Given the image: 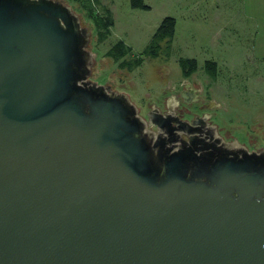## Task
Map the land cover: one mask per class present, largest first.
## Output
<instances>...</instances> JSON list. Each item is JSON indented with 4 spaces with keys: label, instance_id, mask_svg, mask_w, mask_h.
Here are the masks:
<instances>
[{
    "label": "water",
    "instance_id": "1",
    "mask_svg": "<svg viewBox=\"0 0 264 264\" xmlns=\"http://www.w3.org/2000/svg\"><path fill=\"white\" fill-rule=\"evenodd\" d=\"M90 40L66 1L0 0V264H264V149L145 120Z\"/></svg>",
    "mask_w": 264,
    "mask_h": 264
},
{
    "label": "rangeland",
    "instance_id": "2",
    "mask_svg": "<svg viewBox=\"0 0 264 264\" xmlns=\"http://www.w3.org/2000/svg\"><path fill=\"white\" fill-rule=\"evenodd\" d=\"M63 1L91 31L93 82L108 83L132 102L145 104L158 98L166 83L173 87L183 82L181 58L195 59L197 70L188 82L200 88L202 99L213 103L210 112L215 113L216 122L232 130L231 136L240 141L255 139V129L262 133L264 0H143L146 10L132 8L131 0H91L93 14L104 15L108 10L114 23L103 42L97 41V30L86 13L78 10L73 0ZM165 17L175 20V31L169 49L162 44L156 58L146 57L139 67L129 71L106 56L113 44L122 41L131 51L126 59L136 58ZM206 61L217 64L215 79L207 75Z\"/></svg>",
    "mask_w": 264,
    "mask_h": 264
},
{
    "label": "flooded vegetation",
    "instance_id": "3",
    "mask_svg": "<svg viewBox=\"0 0 264 264\" xmlns=\"http://www.w3.org/2000/svg\"><path fill=\"white\" fill-rule=\"evenodd\" d=\"M163 72V70H160L162 77H164ZM190 77H184L182 74L183 82L173 87H169V83H166L162 94L158 98H155L154 101H148L145 104L134 101L133 103L139 110L140 116L147 120L149 113L159 114L173 121L174 123L172 125H176L175 122L192 124L194 120L202 119L203 124L215 126L218 135L227 142L235 140L245 146L250 152H257L264 149V127L260 134L257 129H253L254 133H256L255 139L246 138V140L240 141L231 137L230 131L221 126L219 122H216L215 113L210 112L213 108V103L209 100L205 101V99H202L200 88L188 82ZM112 89L114 90L113 87ZM149 129L154 132L157 131V128L154 126H150ZM182 138L184 140L187 139L186 136H182ZM258 142L263 143V145H258Z\"/></svg>",
    "mask_w": 264,
    "mask_h": 264
},
{
    "label": "trees",
    "instance_id": "4",
    "mask_svg": "<svg viewBox=\"0 0 264 264\" xmlns=\"http://www.w3.org/2000/svg\"><path fill=\"white\" fill-rule=\"evenodd\" d=\"M78 7V10L86 13V17L92 21L94 28L97 30V41L103 42L109 35V29L113 26V20L110 16V11L106 10L104 15L93 14L91 8V0H73ZM98 2V0H95ZM132 8L148 9V6L144 4L143 0H131ZM175 20L171 17H165L159 27L153 34L150 43L144 50V52L133 59H126L130 54V48L126 46L122 41H117L111 46L106 53V56L119 62L121 69H132L139 67L143 59L146 57L156 58L162 50V44H166L165 49H169V44L174 35ZM181 71L184 77H189L197 70V61L195 59L181 58L179 60ZM205 71L211 79H215L217 76V64L213 61L205 62Z\"/></svg>",
    "mask_w": 264,
    "mask_h": 264
},
{
    "label": "crops",
    "instance_id": "5",
    "mask_svg": "<svg viewBox=\"0 0 264 264\" xmlns=\"http://www.w3.org/2000/svg\"><path fill=\"white\" fill-rule=\"evenodd\" d=\"M253 2H254V0H252V3H253ZM244 4H245V5H244ZM244 6H246V3L243 2V3H242V7H244Z\"/></svg>",
    "mask_w": 264,
    "mask_h": 264
}]
</instances>
